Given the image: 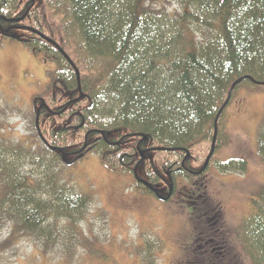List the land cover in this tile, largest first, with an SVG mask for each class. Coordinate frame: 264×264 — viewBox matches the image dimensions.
<instances>
[{"label":"trees","instance_id":"1","mask_svg":"<svg viewBox=\"0 0 264 264\" xmlns=\"http://www.w3.org/2000/svg\"><path fill=\"white\" fill-rule=\"evenodd\" d=\"M147 1L0 0V44L16 40L54 65L43 91L28 99L30 134L17 142L0 134V226L38 242L53 239L59 221L78 230L90 198L69 186L65 171L89 155L110 172L134 178L138 196L164 203L174 199L179 181L211 168L246 172L244 159L221 162L214 155L229 142L224 112L235 92L264 90V0H170L181 13ZM16 29L28 36L13 37ZM256 142L264 165V113ZM204 194L195 196L206 202ZM249 209L232 239L247 264H264V185ZM202 218L206 228L217 220L219 229L218 219ZM209 230L221 241V231ZM206 240L205 261L243 264L231 240L222 242V252Z\"/></svg>","mask_w":264,"mask_h":264},{"label":"rangeland","instance_id":"2","mask_svg":"<svg viewBox=\"0 0 264 264\" xmlns=\"http://www.w3.org/2000/svg\"><path fill=\"white\" fill-rule=\"evenodd\" d=\"M148 4L171 13L182 10L180 4L170 0H148ZM12 34L20 39L28 36L19 29ZM53 69V64L44 63L40 55L29 52L16 40L0 44V134L3 141L9 138L17 142L30 134L29 122L25 119L29 112L28 99L31 94L43 91L47 73ZM252 91L241 87L229 102L224 112V131L229 142L214 155V159L221 162L244 159L246 172L218 173L211 168L205 175L191 177L196 182L195 188L200 184L198 193L205 192L207 196L206 203L212 209L209 214L217 215L219 221L222 239L214 241L213 245L231 240L230 248L243 264L247 263L232 239L233 234L247 218L254 192L264 185V165L256 152V128L264 113V90ZM229 97L230 93L228 100ZM86 158L72 171H65L69 186L87 193L90 198L83 220L76 223L79 229H68V223L59 221L53 226L54 238L38 242L26 234L13 233L9 225L0 226V264H195L196 260L199 264H210L204 260H209L208 252L198 248L212 235L206 228L205 233L196 234L195 226H200L202 213L201 205L189 203L196 199L195 195L186 193L192 199L185 198V209L178 202L182 200L179 194H174V199L167 203L150 195L138 196L132 188L134 178L132 181L110 172L95 155ZM189 180L183 184L179 181L178 185L190 190L193 186ZM161 192L158 191L164 198L167 193ZM225 249L226 246L217 251Z\"/></svg>","mask_w":264,"mask_h":264},{"label":"flooded vegetation","instance_id":"3","mask_svg":"<svg viewBox=\"0 0 264 264\" xmlns=\"http://www.w3.org/2000/svg\"><path fill=\"white\" fill-rule=\"evenodd\" d=\"M175 187H176V190H175V192L173 190V194H179V195L182 196L181 197L182 200H179V201H180V203L183 204L182 207L184 209H185V198L192 199V197L190 195H188V197H187L186 193L195 195L199 191V187H197V188L192 187L190 190L188 188H186V187H182V186H179V185H176ZM169 193L170 194L172 193V188L169 189ZM170 194H169V196H170ZM200 199H201V197L200 198L198 197V198L194 199L193 202H189V201L188 202L190 203V205L192 203H198L199 205H201L200 211L202 213V216H205L207 218H213L214 217L213 219H215L217 217V215H215V214H211V216H207L209 213H211L212 209L206 202H201ZM205 206H207L208 209H205ZM212 215H214V216H212ZM216 224H217V220L214 221V226L213 227H215V229H217L216 232H219L220 228L218 229L217 226H215ZM200 225H201V229H205L206 228L205 227V219L204 218H202V221H201ZM206 226H207V223H206ZM213 227H209V228H206V229H213ZM203 233H205L204 230H203V232H200L199 234H203ZM208 237H209V242H214V240L211 239V236H208ZM204 241H205L204 245L203 246L200 245V246H198V248H204L205 250H207V246H208L207 245V240L205 239ZM216 248L217 249H222V248H224V246L222 245V243H219L218 245H216Z\"/></svg>","mask_w":264,"mask_h":264},{"label":"water","instance_id":"4","mask_svg":"<svg viewBox=\"0 0 264 264\" xmlns=\"http://www.w3.org/2000/svg\"><path fill=\"white\" fill-rule=\"evenodd\" d=\"M24 18H25V15L22 16V17H20V18H18V19H14V20H12V21L18 23V22L22 21ZM12 21H11V22H12ZM39 36L42 37L44 40H47V39H46L45 37H43L42 35H39ZM59 51L62 52L60 49H59ZM62 54H64V53L62 52ZM63 56H64V57L66 58V60L69 62V59H67V57L65 56V54H64ZM75 72H76V76H77V78H78V72H77L76 70H75ZM238 83H239V81H237L236 83H234L232 87L236 86V84H238ZM227 101H228V99H227ZM214 144H215V139H213V141H212V147L214 146ZM139 154L142 155V153H141L140 151H139ZM212 154H213V148L211 149V151H210V153H209V155H208V158H207L206 162L204 163L202 169H201L197 174H200V173H202V172L205 170V168H206L207 165H208L209 158L212 156ZM186 156H187V157L189 156V153H188V152L186 153Z\"/></svg>","mask_w":264,"mask_h":264}]
</instances>
